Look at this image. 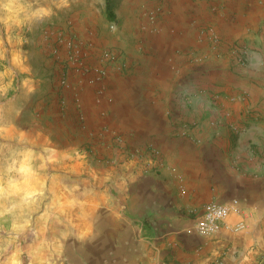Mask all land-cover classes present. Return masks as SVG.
Returning <instances> with one entry per match:
<instances>
[{
    "label": "crops",
    "instance_id": "0c3cea01",
    "mask_svg": "<svg viewBox=\"0 0 264 264\" xmlns=\"http://www.w3.org/2000/svg\"><path fill=\"white\" fill-rule=\"evenodd\" d=\"M156 3L162 4V15L148 20L143 10ZM113 4L115 20L106 13V0H94L75 19L70 32L84 42L81 62L106 72L94 80L72 71V88L62 93L67 106L57 112L72 123L69 148L115 145L98 158L83 156L84 175L71 178L83 179L80 190L69 193L84 197L79 209L86 212V263L264 264V127L236 140L229 125L217 123L220 103L212 105L208 94L199 92L210 72L215 82L249 83L264 93V0ZM109 21L119 26L115 41ZM209 21L223 44L219 56L204 60L209 44L202 28ZM62 34L56 33L54 42H63ZM236 40L250 49L245 68H231V56L224 55ZM107 47L121 53L117 65L102 58ZM27 83L41 85L34 79ZM251 145L259 147L257 155ZM212 201L237 211L218 233L204 236L194 225ZM239 221L246 227L231 229Z\"/></svg>",
    "mask_w": 264,
    "mask_h": 264
},
{
    "label": "rangeland",
    "instance_id": "374dc122",
    "mask_svg": "<svg viewBox=\"0 0 264 264\" xmlns=\"http://www.w3.org/2000/svg\"><path fill=\"white\" fill-rule=\"evenodd\" d=\"M91 2L94 0H0V264H89L84 258L86 212L79 209L84 197L69 193L70 188L73 192L80 190L83 179L80 182L71 178L84 175L83 156L98 158L115 145L104 148L99 142H87L92 147L84 143L69 148L66 141L72 123H66L57 112L67 106L62 93L72 88L69 76L79 70L70 57L76 55L81 62L84 48L83 40L70 31ZM163 10L162 4L156 3L143 14L152 20L160 17ZM36 16L40 18L38 23L34 22ZM86 28L91 32L95 27L87 24ZM118 28L117 24L113 29L109 21L113 41L117 40ZM213 31L217 32V28L211 21L202 28L209 44L204 60L218 55V46L223 44L221 39L213 41ZM56 33L66 34V39L54 42ZM44 42L48 43L47 50ZM107 48L102 58L107 59V64L117 65L108 54L121 57V53ZM248 49L238 40L230 44L224 55L231 56V68L249 64ZM196 53H187L190 60ZM30 56L33 63L28 65ZM102 68L106 67L99 69ZM213 74L204 73L206 82L199 92L212 100L224 90L239 97L217 105L221 108L217 123L229 125L236 140L264 127V93L258 94L261 91L249 83L238 86L215 82L218 78ZM231 74L238 75L234 69ZM30 79L41 85L31 86L27 83ZM260 84L264 87V83ZM116 132L110 129L115 139ZM251 146L257 155L259 147Z\"/></svg>",
    "mask_w": 264,
    "mask_h": 264
},
{
    "label": "built area",
    "instance_id": "2783aa9c",
    "mask_svg": "<svg viewBox=\"0 0 264 264\" xmlns=\"http://www.w3.org/2000/svg\"><path fill=\"white\" fill-rule=\"evenodd\" d=\"M116 26L117 24L115 22L111 24L112 28H116ZM211 35L214 42H219L220 37L216 31H213ZM108 57L114 62H121L119 61L121 57H117L116 54H108ZM78 59L79 58H77L76 55L70 57L71 62L77 63L79 70L76 71L79 73L89 74L94 80H99L102 78L103 74H105L106 68H93L85 63L79 62ZM121 64H123V62ZM228 100L237 101L239 100V97L235 94L224 92L216 93L213 97L214 103H220ZM116 134V138L120 140V135L117 132ZM233 211H237V207L231 204L217 201L209 202L206 205L202 216L196 220L194 228L201 235L212 236L218 233L224 224H227V220ZM230 227L234 230H241L246 227V223L245 221H239Z\"/></svg>",
    "mask_w": 264,
    "mask_h": 264
},
{
    "label": "trees",
    "instance_id": "16d2710c",
    "mask_svg": "<svg viewBox=\"0 0 264 264\" xmlns=\"http://www.w3.org/2000/svg\"><path fill=\"white\" fill-rule=\"evenodd\" d=\"M106 13L110 20L116 19L113 0H106Z\"/></svg>",
    "mask_w": 264,
    "mask_h": 264
}]
</instances>
